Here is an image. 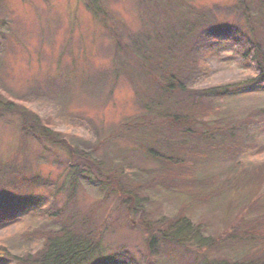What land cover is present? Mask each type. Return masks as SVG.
I'll list each match as a JSON object with an SVG mask.
<instances>
[{"label":"trees","instance_id":"obj_1","mask_svg":"<svg viewBox=\"0 0 264 264\" xmlns=\"http://www.w3.org/2000/svg\"><path fill=\"white\" fill-rule=\"evenodd\" d=\"M137 1L141 28L133 32L100 10L98 0H88L111 40L113 82L126 80L140 105L138 113L106 136L93 138L90 148L74 144L66 134L49 135V121L36 133V121L27 126L24 111L15 104L20 98L0 90V118L19 117L22 136L17 156L9 163L0 161V225L16 221L17 211L29 204L40 216L22 232L37 242L35 248L15 253L0 243V264H107L110 259L117 264V257L104 255V247L107 235L118 226L136 229L143 244L137 253L126 250L128 261L122 264H264V163L243 160L257 148L254 131L264 122V106L250 110L232 98L233 94L246 98V89L264 86V0H235V7H242L238 23L224 27L214 23V10L198 9L189 0ZM223 40L235 61L254 74L210 86L203 80L213 69L215 49ZM26 139L66 154L73 184L65 197L33 172L29 161L18 157L19 151L26 152ZM119 141L126 149L107 158L105 145ZM127 151L150 163L149 168H130L120 159ZM43 155L45 151L39 157ZM81 177L101 194L87 206L78 202ZM244 185L250 186L246 194L230 200V193L239 194ZM37 189L51 194L48 205L34 196ZM163 194L185 198L171 207ZM227 194L218 226L212 212L201 219L191 213L192 206L201 203L211 209L216 200L224 205ZM165 208L174 209L167 214ZM123 245H118L120 250Z\"/></svg>","mask_w":264,"mask_h":264},{"label":"rangeland","instance_id":"obj_2","mask_svg":"<svg viewBox=\"0 0 264 264\" xmlns=\"http://www.w3.org/2000/svg\"><path fill=\"white\" fill-rule=\"evenodd\" d=\"M189 1L198 9L214 10L212 19L220 27L238 23L237 16L242 7L237 5L239 8H236L235 0ZM98 2L100 10L113 14L131 31L136 32L141 28L137 0ZM93 3L95 4L94 1ZM90 8L88 0H0L1 92L12 98H20L15 104L24 111L22 116L27 118L24 119L27 120V126H33L32 123L36 121V133L44 127L45 121H49L52 125H49L50 131L46 130L49 135L60 133L72 136L74 144L84 147L91 146L93 138L101 139L111 128L140 111V105L136 103L128 82L122 78L113 82L111 40L102 28L100 18H95ZM225 8H228L227 12ZM229 46L223 40L216 47L215 64L208 77L203 80L204 83L223 86L237 78L244 79L254 74L252 68H245L235 61ZM245 92L249 94L246 98L238 94L232 95L237 104H242L240 107L255 110L264 106L263 85L250 87ZM5 116L0 118V161L9 163L11 158L17 156L22 136L18 129L20 118L9 114ZM98 129L103 133L96 132ZM254 132L257 148L246 153L243 160L259 165L264 163V122ZM25 141L26 152L23 155L19 151L18 157L29 161L33 172L40 173L48 180V186L54 187V191L59 189L57 191L65 197L73 184L65 166L66 154L58 148H49L50 144L44 147L42 142L38 144L30 139ZM43 149L46 155L39 157L44 154ZM104 149L108 158L112 152H123L126 147L125 143L119 141L117 144L105 145ZM97 154L101 157L104 155L102 150ZM120 159H124L130 168L143 169L150 166V163L142 161L138 154L131 151L122 154ZM216 164L217 162L212 167L215 172ZM77 182L79 205L93 204V200L101 196L98 188L87 178L81 177ZM244 187L239 194L231 192L230 200L243 197L245 191L250 189L249 185ZM228 194L223 199L224 205L222 200L219 203L216 200L211 209L207 204L201 203L193 205L191 213H198L201 219V215L208 217L212 212L215 214L214 225L218 226L219 218L223 217L227 208ZM50 195L44 189L34 191V196L43 199L45 205L51 200ZM165 195H161V198H166L171 207L178 206L185 198L183 194H167L168 198ZM60 199L61 197L58 201ZM31 205H27L22 211L18 210L16 221L10 225H0V243L7 245L12 252L31 250L37 244L22 235L26 226L39 222L40 216L29 208ZM170 209L165 208V213H170L174 208ZM98 211L97 207L95 212ZM129 220L132 226L137 225L133 217H129ZM107 236L110 237L105 241L104 255L109 259L110 256L117 257V264L128 261L126 255H123L126 250L137 253L139 249H143L136 229L118 226ZM1 239L5 242L2 243ZM120 244H124L125 248L120 250ZM107 264H114L113 260L110 259Z\"/></svg>","mask_w":264,"mask_h":264}]
</instances>
